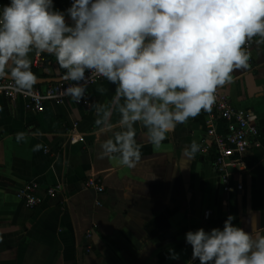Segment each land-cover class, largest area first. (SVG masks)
<instances>
[{
  "label": "crops",
  "instance_id": "1",
  "mask_svg": "<svg viewBox=\"0 0 264 264\" xmlns=\"http://www.w3.org/2000/svg\"><path fill=\"white\" fill-rule=\"evenodd\" d=\"M7 3L0 0V6ZM248 53L249 67L219 88L235 108L253 112L260 128L259 147L248 150L242 170L231 176L232 185L242 182L239 192L224 193L212 158L201 154V113L178 125L160 147L148 144L138 128L142 157L128 169L116 159L97 158L100 143L111 135L95 125V106L114 94L105 79L90 87L87 110L66 101L32 113L23 100L11 105L0 97V264H186L188 231L222 229L229 215L245 231L253 217L264 229V39L254 37ZM42 55L50 56L30 54L35 88L63 80L55 58L46 62ZM72 132L83 142L70 145ZM193 141L198 151L186 158L184 149ZM90 176L104 186L100 207L83 187ZM29 182L41 192L54 185L62 190L30 210L16 197ZM172 252L179 260L169 258Z\"/></svg>",
  "mask_w": 264,
  "mask_h": 264
},
{
  "label": "clouds",
  "instance_id": "2",
  "mask_svg": "<svg viewBox=\"0 0 264 264\" xmlns=\"http://www.w3.org/2000/svg\"><path fill=\"white\" fill-rule=\"evenodd\" d=\"M254 37L264 39V0H71L65 11L53 0H8L0 6V80L30 95L32 53L55 58L74 103L85 97L86 73L105 79L114 94L95 106V125L111 135L97 158L134 169L142 157L137 129L160 147L178 125L211 110L217 89L249 67L245 45ZM198 148L191 142L185 157ZM234 219L186 232V264H264V229L255 217L250 231Z\"/></svg>",
  "mask_w": 264,
  "mask_h": 264
},
{
  "label": "built area",
  "instance_id": "3",
  "mask_svg": "<svg viewBox=\"0 0 264 264\" xmlns=\"http://www.w3.org/2000/svg\"><path fill=\"white\" fill-rule=\"evenodd\" d=\"M251 45L252 40L246 43V51H250ZM34 65L39 68L41 60L35 62ZM86 75L89 77L87 89L84 99L79 103H74L70 97L63 95V90L72 83L70 81L51 84L43 88L33 87L31 94L25 96L11 90L13 87L11 81L0 80V97L7 99L11 105H15V102L21 99L24 101L25 108L32 113L43 112L48 103L59 106L66 101H72L76 106L87 110L90 105L89 89L102 81L103 78L92 73H86ZM201 114L205 120V136L200 146L201 154L212 158L213 167L224 193L233 190L242 191V182L236 179L235 185H232L231 176L234 171L238 172L244 166L243 160L248 150L258 148L260 145V128L257 116L251 111L235 108L227 95L219 88L216 91V100L211 110L201 111ZM68 142L70 145H74L83 142V138L74 136L72 132ZM237 174L235 173V175ZM83 187L94 193V205L100 207L99 197L104 193L101 180L90 176L83 183ZM61 190V185H54L41 192L37 183L29 182L17 191L16 197L27 209L33 210L42 204L44 198H52ZM209 215L208 211L205 212L204 221H208ZM90 235L89 231L86 237L90 238Z\"/></svg>",
  "mask_w": 264,
  "mask_h": 264
},
{
  "label": "trees",
  "instance_id": "4",
  "mask_svg": "<svg viewBox=\"0 0 264 264\" xmlns=\"http://www.w3.org/2000/svg\"><path fill=\"white\" fill-rule=\"evenodd\" d=\"M54 8L56 10L65 11L68 7H70L71 0H53ZM43 58L46 59V62H50L53 58L52 56L42 55Z\"/></svg>",
  "mask_w": 264,
  "mask_h": 264
},
{
  "label": "water",
  "instance_id": "5",
  "mask_svg": "<svg viewBox=\"0 0 264 264\" xmlns=\"http://www.w3.org/2000/svg\"><path fill=\"white\" fill-rule=\"evenodd\" d=\"M42 54V53H41ZM61 82H65V80L63 79V80H60V81H49V83H53V84H57V83H61ZM37 83V82H36ZM39 83H48V81L46 82V81H41V82H39Z\"/></svg>",
  "mask_w": 264,
  "mask_h": 264
}]
</instances>
